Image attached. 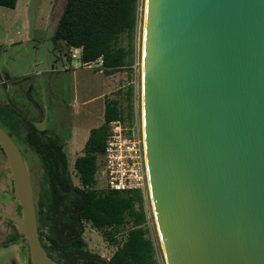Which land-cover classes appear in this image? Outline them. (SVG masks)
Instances as JSON below:
<instances>
[{
    "label": "water",
    "instance_id": "water-1",
    "mask_svg": "<svg viewBox=\"0 0 264 264\" xmlns=\"http://www.w3.org/2000/svg\"><path fill=\"white\" fill-rule=\"evenodd\" d=\"M143 18L142 137L165 264H264V0H145ZM0 150L20 208L0 217L30 264H58L1 126Z\"/></svg>",
    "mask_w": 264,
    "mask_h": 264
},
{
    "label": "trees",
    "instance_id": "trees-1",
    "mask_svg": "<svg viewBox=\"0 0 264 264\" xmlns=\"http://www.w3.org/2000/svg\"><path fill=\"white\" fill-rule=\"evenodd\" d=\"M16 3L17 0H0V7L14 9ZM139 8L141 0H66L53 40L68 49H80L82 64L100 59L102 72L111 75L126 64L129 52L118 41L136 29ZM124 119L114 102L105 103L103 124L90 129L83 154L73 164L80 188L71 180L60 138L50 130L35 128L13 104L0 105V126L39 160L42 173L36 199L38 233L46 253L58 264H156L152 243L146 237L140 193L93 187L108 125ZM128 119L132 120L131 113ZM84 223L118 245L108 261L88 251L82 238ZM119 231L124 232L120 243L115 240ZM10 239L26 242L19 234H12Z\"/></svg>",
    "mask_w": 264,
    "mask_h": 264
},
{
    "label": "rangeland",
    "instance_id": "rangeland-1",
    "mask_svg": "<svg viewBox=\"0 0 264 264\" xmlns=\"http://www.w3.org/2000/svg\"><path fill=\"white\" fill-rule=\"evenodd\" d=\"M65 1L17 0L14 9L0 7V104L10 101L35 128L50 130L60 138L71 180L81 188L73 164L83 154L90 129L103 124L105 103L116 104L124 114L123 125L130 126L136 117L140 121L145 0L138 9L136 29L118 41L129 52L126 64L111 75H105L96 63L84 67L79 57L72 59L70 49L54 42L53 32ZM17 145L29 163L36 202L42 173L39 160L21 143ZM14 202L10 172L0 154V211L9 212ZM150 208V203L143 205L152 217ZM83 226L82 238L88 251L107 260L115 245L89 223ZM18 232L15 224L0 218V264H30L26 242L10 239ZM120 233L115 234L117 242L122 240Z\"/></svg>",
    "mask_w": 264,
    "mask_h": 264
},
{
    "label": "built area",
    "instance_id": "built-area-1",
    "mask_svg": "<svg viewBox=\"0 0 264 264\" xmlns=\"http://www.w3.org/2000/svg\"><path fill=\"white\" fill-rule=\"evenodd\" d=\"M70 50L73 53L72 59H77L78 56L74 54H78L79 50L72 48ZM93 63L103 69L100 59ZM90 64L82 65L88 68ZM99 158L94 176L93 187L95 189L119 193L138 191L143 205L150 203L141 118L139 121L136 117L130 126L123 125L120 120L111 122L108 125L104 150ZM98 183L101 184L100 187L97 186ZM144 212L146 215L144 228L147 233L146 237L152 243L153 259L156 264H165L155 223L151 220L153 215L152 217L148 215L147 209ZM150 213L152 214L151 208ZM120 235L124 237V232ZM117 247L118 245H115L114 250Z\"/></svg>",
    "mask_w": 264,
    "mask_h": 264
},
{
    "label": "flooded vegetation",
    "instance_id": "flooded-vegetation-1",
    "mask_svg": "<svg viewBox=\"0 0 264 264\" xmlns=\"http://www.w3.org/2000/svg\"><path fill=\"white\" fill-rule=\"evenodd\" d=\"M8 104H12V103H10V101L9 102H7V103H5V105H8ZM0 105H4V104H0ZM24 114V113H23ZM25 116V115H24ZM27 120H29L28 118H27ZM31 122V121H30ZM32 123V122H31ZM33 124V123H32ZM34 125V124H33ZM14 142L17 144V142L14 140ZM22 153V152H21ZM25 153V152H24ZM0 154L4 157V155H3V153H2V151L0 150ZM22 156H23V154H22ZM23 158L25 159V157L23 156ZM25 161H26V163H27V167H28V171H29V176H30V180H31V170H30V168H29V163H28V161L25 159ZM31 183H32V180H31ZM33 188V187H32ZM15 201H16V199H15ZM4 211V210H3ZM6 213H12L13 215H15V216H19V214H20V208H19V206H18V204H17V201L16 202H14V204H12V208H11V210L9 211V212H6ZM0 218H2V217H0ZM4 219V218H3ZM6 220V219H5ZM8 221V220H7ZM9 223H12V222H10V221H8Z\"/></svg>",
    "mask_w": 264,
    "mask_h": 264
},
{
    "label": "bare ground",
    "instance_id": "bare-ground-1",
    "mask_svg": "<svg viewBox=\"0 0 264 264\" xmlns=\"http://www.w3.org/2000/svg\"><path fill=\"white\" fill-rule=\"evenodd\" d=\"M143 20H144V18H143ZM71 49V48H70ZM72 49H77V48H72ZM77 50H79V52H78V57H79V59H80V53H81V50L80 49H77ZM141 123H142V121H141Z\"/></svg>",
    "mask_w": 264,
    "mask_h": 264
},
{
    "label": "crops",
    "instance_id": "crops-1",
    "mask_svg": "<svg viewBox=\"0 0 264 264\" xmlns=\"http://www.w3.org/2000/svg\"><path fill=\"white\" fill-rule=\"evenodd\" d=\"M88 137V136H87ZM86 140H87V138L85 139V142H86ZM63 148H64V145H63ZM81 156V155H80ZM115 252V250L111 253V255L113 254ZM111 255H110V257H111ZM109 257V258H110ZM109 258L106 260V261H108L109 260Z\"/></svg>",
    "mask_w": 264,
    "mask_h": 264
}]
</instances>
